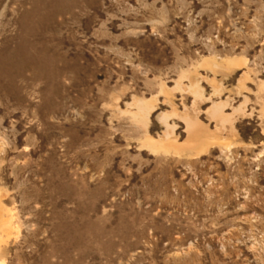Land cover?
Here are the masks:
<instances>
[{"label": "rangeland", "instance_id": "obj_1", "mask_svg": "<svg viewBox=\"0 0 264 264\" xmlns=\"http://www.w3.org/2000/svg\"><path fill=\"white\" fill-rule=\"evenodd\" d=\"M0 215L2 264H264V0H0Z\"/></svg>", "mask_w": 264, "mask_h": 264}, {"label": "bare ground", "instance_id": "obj_2", "mask_svg": "<svg viewBox=\"0 0 264 264\" xmlns=\"http://www.w3.org/2000/svg\"><path fill=\"white\" fill-rule=\"evenodd\" d=\"M7 212H8V210H7ZM9 212H10V211H9ZM7 214H8V213H7ZM10 214H11V213H10ZM0 216H1V215H0ZM9 218H10V217H9ZM4 219H5V220H4ZM4 219L0 217V227H1L2 229L6 227L5 229H7V226H9L8 223L11 222V221H10L11 219L9 220V222H8V220H7L8 217H7V219H6V217H5ZM11 227H12V226H11ZM9 228H10V227H9ZM5 229H4V231H5ZM10 229H12V228H10ZM0 230H1V229H0ZM0 235H1V234H0ZM7 237H8V236H7ZM1 241H4V240H1ZM0 264H2V263H0Z\"/></svg>", "mask_w": 264, "mask_h": 264}]
</instances>
